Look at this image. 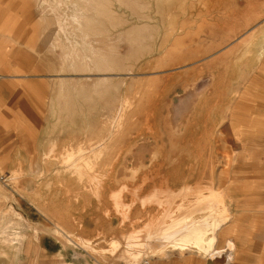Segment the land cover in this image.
<instances>
[{"label":"rangeland","instance_id":"rangeland-1","mask_svg":"<svg viewBox=\"0 0 264 264\" xmlns=\"http://www.w3.org/2000/svg\"><path fill=\"white\" fill-rule=\"evenodd\" d=\"M101 142V175L122 152L101 200L71 186L68 202L60 151ZM146 174L143 192L219 187L234 221L204 239L264 264V0H0V264H209L194 248L132 260L124 237L167 207L109 196Z\"/></svg>","mask_w":264,"mask_h":264},{"label":"bare ground","instance_id":"bare-ground-1","mask_svg":"<svg viewBox=\"0 0 264 264\" xmlns=\"http://www.w3.org/2000/svg\"><path fill=\"white\" fill-rule=\"evenodd\" d=\"M123 127L122 123L117 125L115 131L120 129L117 137L122 136ZM107 149V143L102 142L95 146H80L76 151L66 146L62 148L56 163L58 164V174L62 177V183L65 186V198L68 202L72 200L68 191L71 190V186L75 189L72 196L76 201L80 196L83 198L87 191H93L94 200H101L102 192L111 179L110 175L113 174L115 166L122 158V152H116L109 161L110 169L101 175L97 171L103 172L102 164L104 160H108ZM99 161L98 169H96ZM153 180L146 174L140 179L137 188L129 189L121 186L119 191L114 192L110 195L111 197L109 196L112 207H167L165 215H162L164 217L154 216V220L145 225L141 232L136 234L137 236L133 234L134 237H130V242H135L136 248H144L149 254L154 251L160 253L172 247L181 251L194 248L199 255H203L208 260L209 264H237L239 253L235 240L225 239L223 243L218 244L220 242L218 239L220 240L221 237L204 239L205 228L208 232H215L222 224L224 226L227 222L231 224L234 221L227 208L230 206L226 195L221 190L219 191V187H215L212 182L203 185L196 183L194 186L186 187L178 192L170 188V179L163 176L158 179V183L152 185L154 187L152 191L143 192V185ZM126 192H128L130 200L125 203L123 196ZM75 194L76 196H74ZM232 201L234 202L233 199ZM204 212L208 213L205 223L194 220L195 215ZM258 225L259 232L264 233L261 224L258 223ZM138 239L139 242L142 241L139 245L138 242L136 243ZM173 243L174 245H172ZM155 246L158 247L154 249ZM246 246L244 245V247ZM261 252V255H264V248ZM138 256L132 257V260L135 262L138 260Z\"/></svg>","mask_w":264,"mask_h":264},{"label":"crops","instance_id":"crops-1","mask_svg":"<svg viewBox=\"0 0 264 264\" xmlns=\"http://www.w3.org/2000/svg\"><path fill=\"white\" fill-rule=\"evenodd\" d=\"M141 232V229L140 230H138L137 231V233L136 232H133L132 234H131V236H128V237H124L125 239L124 240H126L127 242H126V244L128 243V241H129V239L128 238H130V237H134V235H136V234H139ZM134 234V235H133ZM137 236V235H136ZM141 241V240H140ZM138 242V243H137ZM142 242V241H141ZM141 242H139V239L136 241V243L139 245V243H141ZM133 243H135V242H133ZM136 248V247H135ZM117 249V248H116ZM136 251V252H135ZM143 251H145V250H143V248H136L135 250H134V252H133V255L134 256H136V255H139L138 256V259L140 260V259H142V256H143V254H141ZM123 252H125V255H123V257H125V258H123L124 260H128V256L126 255V251H123ZM122 252V253H123ZM159 254H161V252L160 253H158V254H154V255H159ZM144 260V259H143ZM160 260H161V258H160ZM142 261V260H141ZM140 261V262H141ZM139 262V263H140ZM138 263V264H139ZM121 264H123V263H121ZM128 264H130V263H128ZM136 264V263H135ZM154 264H161V262H157L156 261V263H154Z\"/></svg>","mask_w":264,"mask_h":264},{"label":"built area","instance_id":"built-area-1","mask_svg":"<svg viewBox=\"0 0 264 264\" xmlns=\"http://www.w3.org/2000/svg\"><path fill=\"white\" fill-rule=\"evenodd\" d=\"M139 264H152L150 260L144 259Z\"/></svg>","mask_w":264,"mask_h":264}]
</instances>
